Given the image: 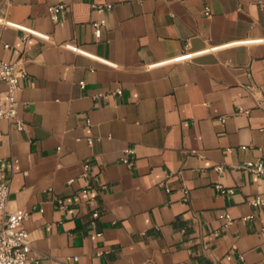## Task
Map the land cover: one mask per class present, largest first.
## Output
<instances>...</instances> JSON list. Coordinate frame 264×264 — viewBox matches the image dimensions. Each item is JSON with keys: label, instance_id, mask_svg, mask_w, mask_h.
<instances>
[{"label": "crops", "instance_id": "1", "mask_svg": "<svg viewBox=\"0 0 264 264\" xmlns=\"http://www.w3.org/2000/svg\"><path fill=\"white\" fill-rule=\"evenodd\" d=\"M0 36L26 71L0 174L31 264H264V177L242 167L264 163V0H0Z\"/></svg>", "mask_w": 264, "mask_h": 264}, {"label": "built area", "instance_id": "2", "mask_svg": "<svg viewBox=\"0 0 264 264\" xmlns=\"http://www.w3.org/2000/svg\"><path fill=\"white\" fill-rule=\"evenodd\" d=\"M64 10H66V6L64 4L48 7V13L55 21L58 20L60 13H62ZM205 15L210 16L209 8H205ZM7 25L22 31L27 35L37 36L45 40L49 39V36L39 34L26 27L11 24L9 22ZM104 25V20L95 22L93 24L96 37H101L102 28ZM67 47L79 54L88 55L82 49L72 44H68ZM10 49L11 46L4 42L0 36V51ZM191 58L192 55H186L173 61L177 62L181 60H190ZM25 76V69L22 68L18 63L10 62L0 57V122L8 121L18 130H22L24 128V122L19 116V101L17 94L21 90V80ZM80 87L84 88L85 83L81 82ZM124 153L125 156L123 158V163L131 166L132 163L129 160L128 155L132 154L133 150L128 148ZM242 167L252 174L264 177V163L261 160L245 162ZM90 170L91 164L86 163L84 165V172L86 175ZM70 183H74V180H71ZM217 190L221 194L234 193V190L225 189L223 186H217ZM87 192L88 189L83 190V193ZM9 200L10 186L0 174V217L2 218L0 222V264H31L34 261L32 256V236L25 227V222L29 218L30 214L23 210L8 212L7 205ZM251 205L254 208L264 206V195H259L253 198L251 200ZM98 216V213L94 214V217ZM218 219L224 221L226 224L233 222V217L223 211L218 213ZM73 261L75 264H79L78 258H74Z\"/></svg>", "mask_w": 264, "mask_h": 264}]
</instances>
